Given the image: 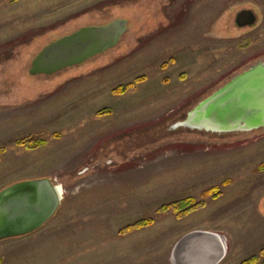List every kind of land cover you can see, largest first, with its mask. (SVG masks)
<instances>
[{
  "label": "rangeland",
  "instance_id": "obj_1",
  "mask_svg": "<svg viewBox=\"0 0 264 264\" xmlns=\"http://www.w3.org/2000/svg\"><path fill=\"white\" fill-rule=\"evenodd\" d=\"M241 10L255 13L253 26L234 24ZM115 19L128 21L115 48L53 76L28 74L45 45ZM259 61L264 0H0V189L54 177L65 190L43 227L0 241V264H175L168 250L192 228L224 238L222 264L258 255L264 130L216 136L171 126ZM21 139L46 144L28 150ZM213 187L222 195L202 200ZM185 198L205 207L180 220L158 211ZM143 220L153 224L119 235Z\"/></svg>",
  "mask_w": 264,
  "mask_h": 264
},
{
  "label": "water",
  "instance_id": "obj_2",
  "mask_svg": "<svg viewBox=\"0 0 264 264\" xmlns=\"http://www.w3.org/2000/svg\"><path fill=\"white\" fill-rule=\"evenodd\" d=\"M255 23L251 10H241L234 19L240 29ZM127 32L125 19L82 27L45 45L31 60L28 74L53 76L79 66L115 48ZM177 129L216 136L264 130V61L249 66L197 102L171 126V130ZM64 199L65 190L55 178L18 181L0 189V241L39 230L54 217ZM221 239L216 233L192 232L178 242L176 250L195 248V259L216 264L225 255Z\"/></svg>",
  "mask_w": 264,
  "mask_h": 264
},
{
  "label": "trees",
  "instance_id": "obj_3",
  "mask_svg": "<svg viewBox=\"0 0 264 264\" xmlns=\"http://www.w3.org/2000/svg\"><path fill=\"white\" fill-rule=\"evenodd\" d=\"M164 67V66H163ZM146 81V78L140 77L137 78L134 83H130L124 86H119L116 89L112 91L113 95H124L127 91L131 90L134 85L140 84ZM109 113L108 111H103L97 115H105ZM185 116V115H184ZM184 116L180 119L182 120ZM16 144L20 147H23L28 150H36L40 147L45 146L46 142L43 140H30V139H21L17 140ZM256 172H264V164L260 165L256 170ZM230 184L228 180L224 181L221 186L226 187ZM222 193H220V190L218 187H213L209 188L205 191L202 192L201 194V199H207V198H212L214 200L218 199ZM205 207V202H196L193 198H185L176 202L169 203L167 205H163L162 207L159 208V212L161 211H168L172 210L176 219H182L186 217L189 213L193 211H198L200 209H203ZM153 224V220H143L140 222H137L131 226H128L126 228H123L120 232L119 235H126L129 233H132L134 231H139L144 228H148ZM261 257H264V249L259 252L258 255H254L247 260L243 261L241 264H264V262H261Z\"/></svg>",
  "mask_w": 264,
  "mask_h": 264
},
{
  "label": "crops",
  "instance_id": "obj_4",
  "mask_svg": "<svg viewBox=\"0 0 264 264\" xmlns=\"http://www.w3.org/2000/svg\"><path fill=\"white\" fill-rule=\"evenodd\" d=\"M54 178V177H53ZM22 179H25V178H22ZM27 180V179H25ZM142 230V229H141ZM139 230V231H141ZM138 231V232H139ZM198 231H201V232H208V233H216V234H219L213 230H210V229H200V228H192L190 230H188L184 235H182L181 239L183 237H185L186 235L192 233V232H198ZM137 232V231H136ZM221 236V235H220ZM180 239V240H181ZM178 244L175 243L174 245H172V247H170V249L168 250V253H169V256L168 258H171V261L175 264H202L203 262L200 260V258L198 259H195V248H187V247H184L183 249L181 250H176V245ZM207 249V248H206ZM179 253V254H178ZM229 254V247L228 245L226 244V250H225V255L224 257L222 258L221 261H219L218 263L216 264H222L224 259H226V257L228 256ZM178 255V256H177ZM178 257V258H177Z\"/></svg>",
  "mask_w": 264,
  "mask_h": 264
},
{
  "label": "bare ground",
  "instance_id": "obj_5",
  "mask_svg": "<svg viewBox=\"0 0 264 264\" xmlns=\"http://www.w3.org/2000/svg\"><path fill=\"white\" fill-rule=\"evenodd\" d=\"M221 244L223 246V249L226 248V243H225V241L223 239H221Z\"/></svg>",
  "mask_w": 264,
  "mask_h": 264
}]
</instances>
